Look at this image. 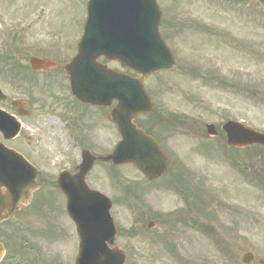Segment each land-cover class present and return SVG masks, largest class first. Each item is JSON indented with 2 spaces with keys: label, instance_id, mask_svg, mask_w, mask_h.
Returning <instances> with one entry per match:
<instances>
[{
  "label": "rangeland",
  "instance_id": "374dc122",
  "mask_svg": "<svg viewBox=\"0 0 264 264\" xmlns=\"http://www.w3.org/2000/svg\"><path fill=\"white\" fill-rule=\"evenodd\" d=\"M158 1L162 9V33L174 53L177 68L146 77L144 85L154 103L153 118L161 128L172 118H181L185 123L157 135L164 139L163 150L172 161L170 171L174 163H182L188 172L181 183L187 186L186 193L203 195L202 209L215 216V221L210 220L213 224L210 233L200 236L203 264H244L241 257L246 251L254 255L249 264H256L258 258L264 257V177L260 185L251 175L248 177L250 166L246 175L232 166L222 157L220 148L226 146L222 136H207L205 125L212 123L218 130L226 120H236L264 132V10L259 12L254 0L250 5L245 1L236 3L237 0ZM85 3L86 0H0V54L14 47L6 40L9 36L33 34L29 37L31 41L35 34H40L45 44L50 43L59 51V60L67 62L74 54V38L84 23ZM108 66L122 71L116 63ZM186 66L195 69L199 78L188 74L189 68L186 73ZM60 77L52 84L54 93L61 98L60 104H64L69 93L65 78ZM1 82L0 78L3 91L12 95L14 92ZM63 107L60 110L66 113ZM60 110L44 109L35 125L24 129V135L29 136L26 152L32 160H38L42 177L49 180H54L57 171L66 166L63 161L78 157L79 152L70 132L72 124L59 116ZM90 114L97 116L94 110ZM66 115L71 117L73 113L68 111ZM72 132L81 143L83 131L74 127ZM94 136L95 148L91 149L99 154L101 140L110 150L119 139L109 124L94 130ZM248 152L253 151L231 154L240 157ZM256 157L260 166L261 157L253 159ZM250 158H246L247 162ZM108 167L96 166L87 178L92 187L112 200L119 195L124 199L122 206L114 202L111 213L121 231L116 243L126 253L125 264H182L167 254L163 242L152 238L154 233H163L165 229L157 224L154 231H149L146 223L151 216L142 218L138 224L136 211L165 214L181 205L178 198L183 192L165 186L163 179L157 187L143 185V178L133 166ZM126 185L134 189L140 186L127 201ZM137 196L139 200L135 199ZM46 200L37 207L32 201L26 209L32 215L21 214L5 223L18 228L17 241L20 236L27 239L24 246L17 244L18 259L23 264H73L76 249L54 239L52 196ZM15 219L19 222L13 225ZM131 227L137 232L133 236L128 234Z\"/></svg>",
  "mask_w": 264,
  "mask_h": 264
},
{
  "label": "water",
  "instance_id": "95a60500",
  "mask_svg": "<svg viewBox=\"0 0 264 264\" xmlns=\"http://www.w3.org/2000/svg\"><path fill=\"white\" fill-rule=\"evenodd\" d=\"M259 2L264 7V0ZM160 18L156 0H88L87 19L78 52L64 67L71 91L81 101L96 105L117 101L111 112V121L117 125L121 136L110 154L95 157L84 151L75 174H60L59 185L66 196L68 212L77 223L80 238L75 264H124L125 260L122 249L109 247L115 237L110 200L103 193L89 189L84 182L95 159L111 160L113 164H132L148 179L160 176L168 168V160L158 143L133 123L139 113L152 111V103L143 87L144 77L176 67L174 57L159 33ZM99 55L133 70L134 77L101 65L96 61ZM51 65L48 61L31 60L34 69ZM223 130L229 145L264 147V133L240 122L228 121ZM207 131L215 134L214 126L207 125ZM0 154H7L9 159L5 162L0 158L1 222L12 211L30 202L32 192L38 187V170L14 150L1 146ZM80 217L84 220L79 221ZM96 217L103 224L100 231L91 228L87 222ZM2 253L0 243V257ZM251 259V253L242 257L244 263ZM257 263L264 264V258L258 259Z\"/></svg>",
  "mask_w": 264,
  "mask_h": 264
},
{
  "label": "flooded vegetation",
  "instance_id": "af4514ba",
  "mask_svg": "<svg viewBox=\"0 0 264 264\" xmlns=\"http://www.w3.org/2000/svg\"><path fill=\"white\" fill-rule=\"evenodd\" d=\"M252 0H247L250 4ZM261 11V10H259ZM33 34H13L7 38L14 44V47L8 49V53H1L0 56L4 54L7 55L5 60H0L4 64L0 66V78L2 80L3 86H7L10 91L14 93L10 95L3 91L2 86H0V91L5 96L3 99L0 98V111L4 113L0 114V118H13L16 122L15 127H17V134L12 138H5L2 132V127H5V122L0 125V143L10 149H14L19 152L23 157L31 162L34 166L39 167L38 164L32 160L26 151H28L29 136L24 135V129H29V125L34 126L35 120L38 115L44 110L49 109L51 111L63 107V110L67 112L59 111V116H63L65 120H70L72 126H70V132L75 139L76 148H79L78 157L67 158L68 161H63L66 166L61 167L56 174L54 180L45 179L41 174L38 175V182L40 187L33 193L32 200L35 201L36 207L40 206L42 202H47L46 198L52 196L53 208H54V227H53V237L56 241L62 244H69L72 249H77L78 247V237L76 234V227L74 221L69 217L65 207V196L61 193L60 187L58 185V175L62 171H67L73 174L77 171V166L81 161V154L84 150H89L93 154V149L95 148L96 140L94 136V130L109 124L110 111L114 106L115 102H112L110 106H95L87 103H83L76 99L70 91L68 77L64 72V64L66 62H61L59 60L60 53L57 49L51 47V44H45L44 40H41L40 34H35L29 40V37ZM53 36V35H50ZM51 40V39H50ZM73 57L76 54V49L74 50ZM70 57V58H71ZM38 58L41 60H47L53 63L43 70H33L30 66L31 60ZM101 63H106V60L102 57L99 58ZM61 76V77H60ZM60 78H65L67 84L68 97L65 98L64 104L61 103V98L59 95L54 93L55 87L53 81ZM57 105H60L57 107ZM112 106V107H111ZM111 107V108H109ZM90 110H94L97 114L96 117L90 114ZM68 111L73 113L71 117H65ZM137 119V124L144 131L152 135L161 146H163L164 139L159 137L157 134L159 131H163L158 124V120L147 115L139 116ZM4 120V119H3ZM182 122H177V120H168V122L175 123L176 126H183L184 120ZM167 122V120H166ZM167 124V123H165ZM112 127L116 129L114 124ZM77 127L83 131L82 142L77 140L76 135L72 132L73 128ZM172 127V125L170 126ZM12 128V127H11ZM9 130V129H8ZM8 131V132H12ZM167 130L166 133L170 132ZM15 143V144H12ZM101 144V154L108 153V146H106L103 140L100 141ZM95 155V154H94ZM95 156H98L97 154ZM62 162V161H60ZM59 162V163H60ZM58 163V164H59ZM110 165V163H102L96 161L94 167L101 166L105 167ZM174 169L169 170L166 173V180L171 186H179L180 183L185 182L188 172L185 171L184 165L182 163H174ZM88 176V175H87ZM86 184L93 188L89 183V179L86 177ZM160 182V178L145 182L147 185L156 186ZM117 185H119L117 183ZM140 188V187H139ZM40 189H48L53 191L48 193V191L40 192ZM187 187L184 189V193L178 200L181 202L180 206L173 209H168L165 214L160 213V211H154L151 215L145 211H136V220L139 221L138 224L142 223V218H148L149 216L153 226L147 228L149 231H154L157 224H159L165 231L162 233H154L152 238L157 241H163L166 245L167 254L170 255L173 260L181 262L182 264H203V257L199 251L200 246V236L205 234V231H211L213 224L210 220L215 221V216L210 213H205L202 209L203 201L200 193H186ZM39 191V193H37ZM117 191V188H116ZM119 191V188H118ZM37 198L35 197V194ZM193 198V199H192ZM117 202L122 206L121 196L116 197V200H112V205ZM193 202V203H192ZM28 206L20 211H14L6 222L0 223V240L3 243L5 253L0 260V264H17L18 253L20 252V245L26 244L27 239L20 236L18 239V228L12 226H6L9 220L11 221L15 217H20L21 214H28L26 210ZM36 209V208H35ZM33 212V211H31ZM32 215L31 213H29ZM19 220L15 219L14 224H18ZM115 223V219H114ZM116 226V224H115ZM116 228H118L116 226ZM119 233V232H118ZM24 235V234H23ZM118 235V234H117ZM164 239V240H163ZM25 241V242H24ZM23 242V244H22ZM10 251V252H9ZM184 252V255L182 253ZM20 264H23L20 261Z\"/></svg>",
  "mask_w": 264,
  "mask_h": 264
},
{
  "label": "trees",
  "instance_id": "16d2710c",
  "mask_svg": "<svg viewBox=\"0 0 264 264\" xmlns=\"http://www.w3.org/2000/svg\"><path fill=\"white\" fill-rule=\"evenodd\" d=\"M248 149H251L253 151L252 152L253 157H255V156H260L261 157V159H262V165L261 166L263 167L264 166V149L261 148V147H257V146H253V147H250ZM233 162L235 164H237V165L240 163L238 158L234 159ZM257 166H258V163L254 159V161L252 163V174H253V177L254 178L257 177L258 179H261V177L259 178V171L261 172V169H260V167L257 168Z\"/></svg>",
  "mask_w": 264,
  "mask_h": 264
}]
</instances>
